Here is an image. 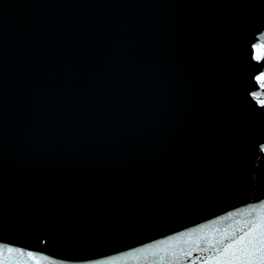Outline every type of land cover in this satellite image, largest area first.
Segmentation results:
<instances>
[{
	"label": "water",
	"instance_id": "1",
	"mask_svg": "<svg viewBox=\"0 0 264 264\" xmlns=\"http://www.w3.org/2000/svg\"><path fill=\"white\" fill-rule=\"evenodd\" d=\"M262 79L264 0H0V264H216Z\"/></svg>",
	"mask_w": 264,
	"mask_h": 264
},
{
	"label": "snow or ice",
	"instance_id": "2",
	"mask_svg": "<svg viewBox=\"0 0 264 264\" xmlns=\"http://www.w3.org/2000/svg\"><path fill=\"white\" fill-rule=\"evenodd\" d=\"M244 227L247 230L241 229L240 235L234 231L218 241L224 246L215 248L218 255L209 257V260L215 259L216 264H264V210L253 220L246 222ZM225 240L228 243H224ZM8 251L11 252L12 249Z\"/></svg>",
	"mask_w": 264,
	"mask_h": 264
},
{
	"label": "rangeland",
	"instance_id": "3",
	"mask_svg": "<svg viewBox=\"0 0 264 264\" xmlns=\"http://www.w3.org/2000/svg\"><path fill=\"white\" fill-rule=\"evenodd\" d=\"M261 83L264 85V79L261 80Z\"/></svg>",
	"mask_w": 264,
	"mask_h": 264
}]
</instances>
